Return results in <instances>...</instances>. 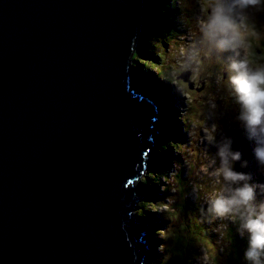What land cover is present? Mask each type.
<instances>
[{
    "label": "water",
    "instance_id": "1",
    "mask_svg": "<svg viewBox=\"0 0 264 264\" xmlns=\"http://www.w3.org/2000/svg\"><path fill=\"white\" fill-rule=\"evenodd\" d=\"M139 1L0 0V264H145Z\"/></svg>",
    "mask_w": 264,
    "mask_h": 264
},
{
    "label": "rangeland",
    "instance_id": "2",
    "mask_svg": "<svg viewBox=\"0 0 264 264\" xmlns=\"http://www.w3.org/2000/svg\"><path fill=\"white\" fill-rule=\"evenodd\" d=\"M142 2L143 0L139 1L134 45H131L128 66L131 73L127 74L131 79L130 89L133 87V90L145 92L154 100V138L162 136L157 142L152 138V147L143 157L144 169L138 178L146 182L155 181L157 189L148 195L138 180L135 184L139 189L136 197L138 204L144 202V211L149 214L145 218L154 215L150 220L144 221L148 226L147 240L150 243V253L144 263L237 264L233 263L231 255V249L234 248L240 252L236 256L242 258L239 264H245L243 251L246 242L241 238H238V242L234 238L231 230L232 227L237 229L234 219H216L204 211L209 198L222 187L208 167V162L215 156L216 151L208 142L212 137L219 140L225 132L241 150L242 146L250 149L248 155L242 152L249 160V167L244 170L252 173L254 182H264V170L259 169L252 160V146L243 138L236 120L238 106L234 103L227 79L228 64L233 53H210L201 39L199 21L207 14L208 0H153L157 6L155 8L163 14V20H159L157 28L161 35H158L155 42L158 54L155 55L156 50L147 47L148 27L145 26L144 31L141 29L145 16ZM146 2V14H149L152 9L151 1ZM246 15L247 19L242 21L246 30L241 31L243 39L250 47L240 50L241 55H246L254 66L264 65V10L248 9ZM144 51L159 58L166 73V76L158 79L155 76L156 69L149 65L147 73L151 79L153 77L149 81V88L132 84L133 69L138 71V75L146 72V69L143 65L134 64L136 60L131 57L134 53ZM186 57H190L189 71L180 68L181 61ZM137 83L140 82L136 80ZM160 117L175 125L171 128L174 135L168 131V124H160ZM158 125L167 132L164 129L160 131ZM156 155L160 160V168L151 174V180L147 178L148 169L155 162ZM135 216L140 217L138 209L135 210ZM161 232H164L165 238L159 243ZM173 232L174 237L176 235L179 238V246L176 238H169ZM236 234L239 237L237 231ZM150 236H154V239Z\"/></svg>",
    "mask_w": 264,
    "mask_h": 264
},
{
    "label": "clouds",
    "instance_id": "3",
    "mask_svg": "<svg viewBox=\"0 0 264 264\" xmlns=\"http://www.w3.org/2000/svg\"><path fill=\"white\" fill-rule=\"evenodd\" d=\"M264 10V0H208L206 16L199 21L201 39L210 53L232 52L228 64V86L238 106L236 120L243 138L251 148V158L264 170V65H253L242 49L250 47L242 37L246 10ZM183 71L191 69L190 57L181 61ZM216 151L208 167L222 184L221 190L207 201V214L237 224V233L245 240V264H264V182H254L249 160L234 148L230 136L208 141Z\"/></svg>",
    "mask_w": 264,
    "mask_h": 264
},
{
    "label": "trees",
    "instance_id": "4",
    "mask_svg": "<svg viewBox=\"0 0 264 264\" xmlns=\"http://www.w3.org/2000/svg\"><path fill=\"white\" fill-rule=\"evenodd\" d=\"M149 1H151V3H150V5H151V7H152V9H151V12L149 13V14H146V12H147V6H146V3H148V2H146V0H143V2H142V7H143V9H144V12H145V16H144V26H142L141 27V29L144 31L145 30V26H147L148 27V29H147V39H146V43L148 44V48L150 49V48H153V49H155L156 50V52H155V55L157 54V46H156V44H155V42H156V39L158 38V35L160 34L161 35V31L159 32V29L157 30V28H159L158 27V24H159V20L161 21V20H163V14H162V12L159 10V9H156L155 7H157L156 6V4H154L153 3V0H149ZM162 7H160V9H161ZM163 9V8H162ZM154 13H158L157 15H155ZM168 15V14H167ZM160 18V19H159ZM158 21V22H155V21ZM162 22V21H161ZM143 31H142V34H143ZM160 39H161V36H160ZM146 45V44H145ZM150 46V47H149ZM160 46H161V42H160ZM141 51V50H140ZM140 54V55H139ZM155 55H153L151 52H149V51H144L143 53H134L133 55H132V57H131V59L132 60H136V62L134 61L133 63L134 64H137V65H143L144 67H145V69H146V72H140V75H138L137 74V72L138 71H136L135 70V68L133 69V67H132V69H133V71H132V73H133V76H134V81H135V85L136 86H140V87H142V85L144 86V87H148L149 88V86H151L150 84H149V81L150 80H153V77H152V79H151V76H149V74L147 73V67L149 68L150 66L152 67H154L155 69H156V71H157V74L155 75L156 77H158V79L159 78H161V77H163V76H166L165 74V70H164V68H163V66H162V64L160 63L161 62V60H159V58H156V56ZM158 55V54H157ZM147 56H150V57H147ZM142 58V59H141ZM141 60H143V61H141ZM150 65V66H149ZM131 67V66H130ZM142 75V76H141ZM136 80L137 81H139L140 83H137L136 84ZM164 111H167V110H164ZM169 111V110H168ZM164 116V115H163ZM170 120V119H169ZM160 121H161V123L160 124H164L165 123V125L166 124H168L169 126V129H168V131L170 132V134L172 135V132H173V130L171 129V128H173L172 126H175V125H172V124H170V123H172V122H167V120H163L161 117H160ZM163 121V122H162ZM172 121H173V119H172ZM159 124V123H158ZM158 128H160V131L162 130V129H164V128H162L161 129V125H158L157 126ZM175 128V127H174ZM165 131L164 132H167L166 131V129H164ZM173 135H174V132H173ZM162 137V136H161ZM161 137L159 136V137H157V138H154V142H157V141H160L161 140ZM174 137V136H173ZM162 145H163V143H162ZM158 149L160 150L161 148H160V144L158 145ZM159 152H158V150H156V154H158ZM155 162H152L153 163V165H149L150 167H149V169H148V171H149V174H148V179H150L152 176H151V174H153L156 170H157V168H160L159 166H160V164H159V162H160V160H159V157L156 155V157H155ZM158 165V166H157ZM151 180H153V178H151ZM155 182V181H154ZM154 182H146V181H142V179H140L139 180V183H140V186H141V188H143V189H145L147 192H148V195H150V193L152 192V190H156L157 189V185L156 184H154ZM143 203L144 202H141V203H139L138 205H137V208H138V210H139V214H140V217L142 218V219H144V221L145 220H150L154 215H151V217H147V219L145 218L146 217V215H149V214H147V212H145L144 211V206L145 205H143ZM153 206H155V205H153ZM143 208V209H142ZM141 209V210H140ZM153 209V208H152ZM154 210V209H153ZM155 210H156V207H155ZM154 210V211H155ZM233 229H231L232 230V232L234 233L233 234V236H234V238H236V240L238 241V242H240V240L238 239V238H240V237H238L237 236V234H236V231H237V229L235 228V227H232ZM228 230H229V227L227 228ZM234 230H236V231H234ZM212 232V231H211ZM164 234V232H161L160 233V237H161V239H159V243H161V241H163L162 240V238H165V235H163ZM174 232H173V234H172V236L171 237H169V238H176L175 240H176V242H177V244H178V246H179V238H177L176 237V235H175V237H174ZM202 234L203 233H201L200 234V237H202ZM164 236V237H163ZM204 236V235H203ZM154 237V236H153ZM152 236H150V238H153ZM205 237V236H204ZM223 238H224V236H223ZM154 239V238H153ZM161 240V241H160ZM153 242V241H152ZM233 247V246H232ZM245 247H246V244H245ZM240 250V249H239ZM240 252H238L237 250H235L234 248L233 249H231V255L233 256V258H232V260H233V263H237V264H239L240 262H241V260H242V258L241 257H239V256H236V254L237 255H240L239 254Z\"/></svg>",
    "mask_w": 264,
    "mask_h": 264
},
{
    "label": "bare ground",
    "instance_id": "5",
    "mask_svg": "<svg viewBox=\"0 0 264 264\" xmlns=\"http://www.w3.org/2000/svg\"><path fill=\"white\" fill-rule=\"evenodd\" d=\"M128 77H130V76H128ZM132 84H133V85L135 84L134 81H133ZM132 89H133V87H132ZM179 105H180V104H179ZM164 116H166V115H164ZM164 116H163V117H164ZM232 132H233V131H232ZM153 138H154V137H153ZM234 148H236V147H234ZM236 149H237V148H236ZM238 150H239V149H238ZM205 163H206V162H205ZM208 170H209V169H208ZM139 180H140V179H138V181H139ZM200 181H201V180H200ZM219 184H220V183H219ZM136 189H137V191H136V194H137V193L139 192V189H138V188H136ZM138 202H139V200L136 198L135 201H134V203H133L134 208H135L134 211H135L136 209H138V208H137V204H138ZM154 205H155V204H154ZM137 217H138V216H137ZM139 218H140L141 220H143L141 217H139ZM163 237H164V236H163ZM163 239H164V238H163ZM168 247H169V246H168ZM149 253H150V252H149ZM166 253H167V252H166ZM167 254H168V253H167ZM165 255H166V254H165ZM181 264H182V263H181Z\"/></svg>",
    "mask_w": 264,
    "mask_h": 264
}]
</instances>
